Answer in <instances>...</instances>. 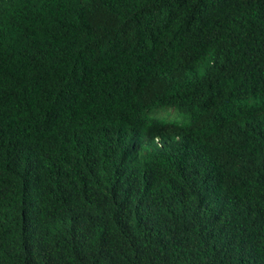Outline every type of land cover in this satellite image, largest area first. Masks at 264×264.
Masks as SVG:
<instances>
[{
  "label": "trees",
  "instance_id": "obj_1",
  "mask_svg": "<svg viewBox=\"0 0 264 264\" xmlns=\"http://www.w3.org/2000/svg\"><path fill=\"white\" fill-rule=\"evenodd\" d=\"M0 264H264V0H0Z\"/></svg>",
  "mask_w": 264,
  "mask_h": 264
}]
</instances>
